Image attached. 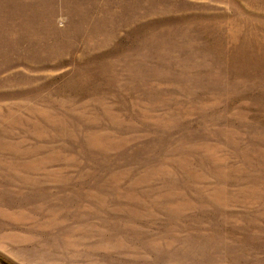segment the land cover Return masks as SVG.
<instances>
[{"label":"rangeland","instance_id":"374dc122","mask_svg":"<svg viewBox=\"0 0 264 264\" xmlns=\"http://www.w3.org/2000/svg\"><path fill=\"white\" fill-rule=\"evenodd\" d=\"M0 264H264V0H0Z\"/></svg>","mask_w":264,"mask_h":264}]
</instances>
